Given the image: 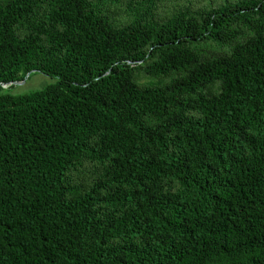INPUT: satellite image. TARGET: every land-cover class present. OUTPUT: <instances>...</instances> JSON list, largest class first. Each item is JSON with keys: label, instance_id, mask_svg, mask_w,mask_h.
<instances>
[{"label": "trees", "instance_id": "obj_1", "mask_svg": "<svg viewBox=\"0 0 264 264\" xmlns=\"http://www.w3.org/2000/svg\"><path fill=\"white\" fill-rule=\"evenodd\" d=\"M0 264H264V0H0Z\"/></svg>", "mask_w": 264, "mask_h": 264}, {"label": "rangeland", "instance_id": "obj_2", "mask_svg": "<svg viewBox=\"0 0 264 264\" xmlns=\"http://www.w3.org/2000/svg\"><path fill=\"white\" fill-rule=\"evenodd\" d=\"M199 4L203 5L204 7H208L211 5L212 7L220 6L225 0H197ZM234 1V0H230ZM51 82V79L42 75L36 74L32 76L29 80L25 81L23 84L15 86L12 90L13 94H24L28 93L37 89H40L42 86Z\"/></svg>", "mask_w": 264, "mask_h": 264}, {"label": "water", "instance_id": "obj_3", "mask_svg": "<svg viewBox=\"0 0 264 264\" xmlns=\"http://www.w3.org/2000/svg\"><path fill=\"white\" fill-rule=\"evenodd\" d=\"M29 76V73L26 75V78ZM25 82V79L21 82H12V83H8L6 85H1L3 88H7L9 86H18V85H21Z\"/></svg>", "mask_w": 264, "mask_h": 264}]
</instances>
